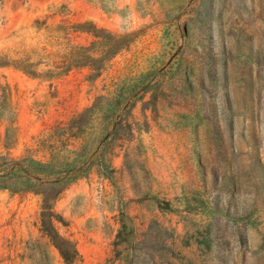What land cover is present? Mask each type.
Segmentation results:
<instances>
[{
  "label": "rangeland",
  "instance_id": "obj_1",
  "mask_svg": "<svg viewBox=\"0 0 264 264\" xmlns=\"http://www.w3.org/2000/svg\"><path fill=\"white\" fill-rule=\"evenodd\" d=\"M0 157L83 167L72 264H264V0H0ZM41 207L0 189V264H66Z\"/></svg>",
  "mask_w": 264,
  "mask_h": 264
},
{
  "label": "trees",
  "instance_id": "obj_2",
  "mask_svg": "<svg viewBox=\"0 0 264 264\" xmlns=\"http://www.w3.org/2000/svg\"><path fill=\"white\" fill-rule=\"evenodd\" d=\"M91 35L97 41L93 43L96 46V51L98 57L94 58L89 55L83 57V62L81 66H88L92 71L99 69L98 62L103 60L106 55H115L118 53L126 44L124 41L130 35L119 36L117 41L114 43L105 42L107 38H112V36L103 29H96L94 26H90ZM88 50L83 48L74 49L71 56L76 52H87ZM85 53L83 55H86ZM8 63V62H7ZM73 122L69 123L67 127L62 128L66 137L58 141V145H64L70 139V137L75 138V130L71 128ZM42 146L50 149L52 152L56 150V143L53 135L42 140ZM53 157L50 156V158ZM28 159L22 158L17 160H12L11 162L6 161L4 158L0 157V189L9 190L12 192H34L42 196V207L40 213L41 221V231L46 235V237L52 242V244L58 250L61 258L66 264H72L78 258V254L71 243L64 240L59 236L56 230L52 227V222H61V218L54 211V203L58 200L62 194L65 186L68 182L76 179L77 176L81 175V166H75L72 164L65 163L60 171H54L50 163L42 164L34 160L29 159L26 167L24 163ZM86 160L83 165L88 162ZM38 167V172L36 169ZM50 167V169H48ZM29 168V169H28ZM48 171L44 174L42 178L40 173Z\"/></svg>",
  "mask_w": 264,
  "mask_h": 264
}]
</instances>
